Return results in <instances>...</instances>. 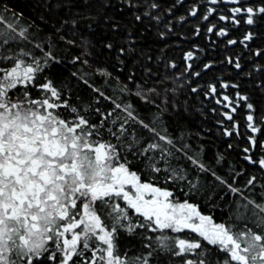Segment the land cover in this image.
<instances>
[{"label": "snow or ice", "instance_id": "obj_1", "mask_svg": "<svg viewBox=\"0 0 264 264\" xmlns=\"http://www.w3.org/2000/svg\"><path fill=\"white\" fill-rule=\"evenodd\" d=\"M126 3L129 7L144 9L135 16L137 21L149 18L159 22L161 17L154 15V11L160 5L155 0H143L142 4L138 0H126ZM206 3L233 5L228 15L218 16L233 28H239L242 21L254 26L264 19V0L258 3L206 0ZM200 7L199 3L194 4L189 16L197 17ZM214 13L217 7H207L201 18L209 21ZM71 24L74 27L76 21L72 20ZM29 28L0 15V65H9L0 66V264H149L154 252L179 257L181 264H264V203L250 199L244 195V189L218 176L202 162L198 153L189 154L190 146L178 145L163 126L161 114L176 89H144L137 85L133 91L125 84L113 89L112 96H106L94 88L99 98L111 103L110 110L102 112L93 104L71 105L62 99V87L46 76L41 82L45 69L60 60L52 43L47 44V50L43 43L33 45L35 36ZM213 32L221 38L229 35L226 27L217 29L215 24H210L207 33ZM195 34H200L199 28ZM253 39L254 33L246 31L239 43L247 49V42ZM66 43L76 42L67 40ZM237 43L236 39L227 40L228 45ZM81 46H86L83 40ZM254 55L261 56L264 52L256 51ZM184 59L194 62L195 53L186 52ZM239 59L229 57L228 63L241 69ZM77 61H81L80 56L74 57L73 63ZM169 67L177 66L173 63ZM211 67V64L203 66L204 70ZM192 69L193 63H186L185 73ZM256 71H264V66H258ZM97 73L111 76L102 69H97ZM86 75L82 72L79 77L85 84L88 83ZM192 75L199 77L201 72L192 71ZM221 87L239 86L222 83ZM208 88L205 95L217 93L215 85ZM33 90L38 91L39 98H33ZM123 95L139 97L145 104L155 105L158 111L146 122L132 103L121 100ZM248 99L238 91L235 101L222 96V101L227 102L224 107L230 108L223 115L233 121L232 131L226 130V135L231 136L234 131L239 134L233 114L242 101L249 110L247 128L253 133L261 131L254 105ZM222 101L218 99L216 103ZM93 116L98 119L93 120ZM260 123L264 124V117ZM249 141L255 147V137L249 136ZM244 151L247 153L249 149ZM129 153L142 158L147 170L163 171L168 180L184 181L189 191L202 190V185L197 187L198 176L189 179L185 170L172 166L171 161L179 159L177 153H181L198 172L210 173L219 185L240 197L233 219L243 226L215 224L211 217L199 212L198 206L177 200L172 191L142 182L140 174L131 168ZM245 159L264 169V159L256 161L250 156ZM161 161L163 168L157 166ZM256 180L255 176L250 177L245 189L253 187ZM129 210L133 215H129ZM134 216L141 219L134 221ZM136 228L158 235L145 237L149 241L145 244L149 249L146 255L130 258L125 253L121 256L117 244L120 230L131 234ZM185 230L198 233L226 258L213 261L211 250L199 239L172 235Z\"/></svg>", "mask_w": 264, "mask_h": 264}, {"label": "trees", "instance_id": "obj_2", "mask_svg": "<svg viewBox=\"0 0 264 264\" xmlns=\"http://www.w3.org/2000/svg\"><path fill=\"white\" fill-rule=\"evenodd\" d=\"M138 2L142 4L143 0ZM155 2L160 5L154 11V15L161 17L159 22L149 18L137 21L135 16L142 14L144 9L129 7L126 0H0V15L30 26L29 31L35 36L33 45L43 43L45 50L49 42L54 45L60 63L46 68L41 74V82L46 76L55 85L62 87V99H67L71 105L93 104L102 112L110 110L111 103L99 98L93 91L94 88H99L106 96H112L113 89L125 84L133 91L137 85H142L144 89L175 88V93L169 97L168 107L160 117L167 133L178 145H189V154L198 153L202 162L218 176L229 183L234 182L235 187L244 189L245 196L264 203V169L258 163L253 164L245 159L246 156L256 161L264 159V124L260 123V119L264 117V71H256L258 66H264V55H254L256 51L264 52V19L254 26L245 25L242 21L239 28H233L231 24L220 21L216 15L229 14L226 4H220L217 13L209 17V21H204L201 18L207 8L204 0ZM248 2L258 3L259 0ZM198 3L201 7L197 17L189 16L192 6ZM181 17L186 19L182 21ZM72 20L76 21L74 27ZM210 24H215L217 29L226 27L229 35L221 38L215 32L207 33ZM196 28L200 29L199 35L195 34ZM246 31L254 33V39L247 42V49L239 43ZM228 39H236L238 43L228 45ZM67 40H74L76 43L68 44ZM82 40L86 46H81ZM108 45L112 47L109 48ZM121 49L124 50L123 53ZM189 51L195 53L194 62L184 59L185 53ZM36 55H40L39 50H36ZM77 56L88 63H73ZM229 57H239L241 69L229 64ZM173 63L176 68L169 67ZM186 63H193V69L187 73ZM205 64H211L212 67L204 70ZM97 69L106 70L111 76H101ZM192 71L201 72V75L193 76ZM82 72L87 73V84L79 78ZM222 83L236 84L239 87L224 89L221 87ZM209 85H215L217 93L205 95L209 91ZM192 88H197L198 91L192 92ZM237 91L246 95L249 98L247 102L254 105L256 123L261 128L259 133H253L247 128L246 115L249 110L245 107L246 102L242 101L233 114V120L239 126V134L234 131L231 136L226 135V130L232 131L233 121H228L223 113L230 112V108L217 104L216 101L222 100L223 95L235 101ZM33 98H39L37 90H33ZM97 99L98 104L95 103ZM121 100L132 103L139 117L146 122L158 111L155 105L145 104L133 95H123ZM92 119L96 120L98 117L93 116ZM249 136L255 137V147L251 145ZM246 148L249 149L247 153L244 151ZM177 156L179 159H173L172 166L185 170L189 179L198 176L200 184L197 187L202 185V190L189 191L186 182L168 180L163 171L153 173L144 168L142 158L128 154L132 161L131 168L140 174L142 182L172 191L177 200H186L198 206L199 212L211 217L215 224L231 223L237 228L242 227V222L237 223L233 219L236 202L240 197L229 193L210 173L198 172L181 153H177ZM157 166L165 167L163 161ZM252 176L257 178L254 186L245 189L247 180ZM119 202L126 206L123 201ZM129 215H133L131 210ZM133 219L135 221L141 218L134 216ZM248 226L252 227L251 223ZM156 235L158 233L141 228H136L131 234L120 230L117 240L120 255L126 253L130 258L146 255L149 249L145 244L149 241L145 237L154 238ZM172 235L199 239L205 248L211 250L213 261L226 258L223 252L208 245L198 234L185 231ZM149 264H181V258L154 252Z\"/></svg>", "mask_w": 264, "mask_h": 264}, {"label": "rangeland", "instance_id": "obj_3", "mask_svg": "<svg viewBox=\"0 0 264 264\" xmlns=\"http://www.w3.org/2000/svg\"><path fill=\"white\" fill-rule=\"evenodd\" d=\"M204 2H206V0H204ZM206 5H207V7H217V10H218V6H212V5H208L207 3H206ZM227 5V9H228V11H229V8H231V7H233V5H231V4H226ZM214 14H216V13H214ZM217 16H219V15H221V14H216ZM222 15H226V14H224V13H222ZM222 101V100H221ZM225 103H227V102H224V101H222V103L221 104H225Z\"/></svg>", "mask_w": 264, "mask_h": 264}, {"label": "flooded vegetation", "instance_id": "obj_4", "mask_svg": "<svg viewBox=\"0 0 264 264\" xmlns=\"http://www.w3.org/2000/svg\"><path fill=\"white\" fill-rule=\"evenodd\" d=\"M134 192V189L132 190ZM186 232H190V230H185ZM192 233V232H190ZM192 234H198V233H192Z\"/></svg>", "mask_w": 264, "mask_h": 264}]
</instances>
